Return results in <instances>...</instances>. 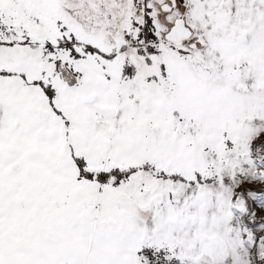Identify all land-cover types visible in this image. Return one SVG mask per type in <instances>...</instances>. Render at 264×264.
<instances>
[{
    "label": "snow or ice",
    "instance_id": "6c2138e0",
    "mask_svg": "<svg viewBox=\"0 0 264 264\" xmlns=\"http://www.w3.org/2000/svg\"><path fill=\"white\" fill-rule=\"evenodd\" d=\"M0 264H264V0H0Z\"/></svg>",
    "mask_w": 264,
    "mask_h": 264
}]
</instances>
